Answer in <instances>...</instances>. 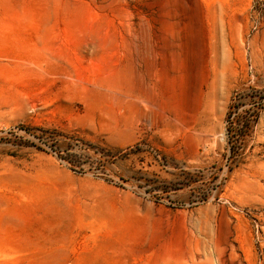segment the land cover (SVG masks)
Wrapping results in <instances>:
<instances>
[{"label":"rangeland","instance_id":"1","mask_svg":"<svg viewBox=\"0 0 264 264\" xmlns=\"http://www.w3.org/2000/svg\"><path fill=\"white\" fill-rule=\"evenodd\" d=\"M0 264H264V0H0Z\"/></svg>","mask_w":264,"mask_h":264}]
</instances>
